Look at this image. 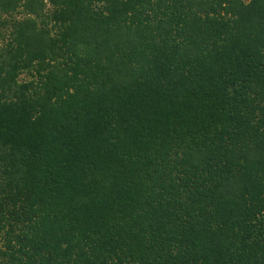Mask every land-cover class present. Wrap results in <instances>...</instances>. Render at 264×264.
Here are the masks:
<instances>
[{"label":"trees","instance_id":"obj_1","mask_svg":"<svg viewBox=\"0 0 264 264\" xmlns=\"http://www.w3.org/2000/svg\"><path fill=\"white\" fill-rule=\"evenodd\" d=\"M0 264H264V0H0Z\"/></svg>","mask_w":264,"mask_h":264},{"label":"rangeland","instance_id":"obj_2","mask_svg":"<svg viewBox=\"0 0 264 264\" xmlns=\"http://www.w3.org/2000/svg\"><path fill=\"white\" fill-rule=\"evenodd\" d=\"M245 1H247V0H245ZM21 78H24V75H22Z\"/></svg>","mask_w":264,"mask_h":264}]
</instances>
